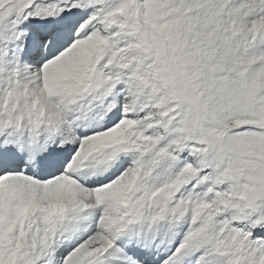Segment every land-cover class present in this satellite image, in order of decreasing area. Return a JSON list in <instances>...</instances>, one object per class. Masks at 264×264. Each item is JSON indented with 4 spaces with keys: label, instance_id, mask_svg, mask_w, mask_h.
Instances as JSON below:
<instances>
[{
    "label": "snow or ice",
    "instance_id": "6c2138e0",
    "mask_svg": "<svg viewBox=\"0 0 264 264\" xmlns=\"http://www.w3.org/2000/svg\"><path fill=\"white\" fill-rule=\"evenodd\" d=\"M0 264H264V0H0Z\"/></svg>",
    "mask_w": 264,
    "mask_h": 264
}]
</instances>
